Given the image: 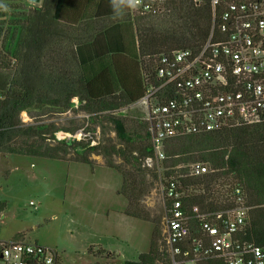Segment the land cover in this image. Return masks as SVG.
<instances>
[{
  "label": "trees",
  "instance_id": "trees-1",
  "mask_svg": "<svg viewBox=\"0 0 264 264\" xmlns=\"http://www.w3.org/2000/svg\"><path fill=\"white\" fill-rule=\"evenodd\" d=\"M24 1L0 0V158L92 166L91 156H101L123 178L125 214L144 221L141 201L154 183L188 176L191 165L205 164L210 172L192 183L200 194L186 203L210 212L225 209L232 205V190L241 188L251 210L238 238L264 246V123L167 141L166 159L149 168L154 151L145 117L141 112L131 119L122 112L145 96L162 56L204 46L211 8L181 0L160 14L134 17L126 9L123 19H114L110 0H42L29 9ZM74 107L100 127L99 138L81 125L50 122ZM23 114L33 122L24 123ZM59 132L84 136L61 141ZM158 261L169 263L153 240L148 253L125 264Z\"/></svg>",
  "mask_w": 264,
  "mask_h": 264
},
{
  "label": "built area",
  "instance_id": "built-area-1",
  "mask_svg": "<svg viewBox=\"0 0 264 264\" xmlns=\"http://www.w3.org/2000/svg\"><path fill=\"white\" fill-rule=\"evenodd\" d=\"M177 1L142 0L129 11L134 17L160 14ZM188 1L211 8L210 35L198 52L162 56L155 82L135 104L143 109L151 135L154 158L146 161L149 168L166 159L167 141L264 123V0ZM209 172V166L196 163L188 176L160 179L169 264H264V246L238 238L251 210L241 188L232 190V205L225 209L210 212L186 203L200 194L192 183L202 182ZM0 264L62 263L54 249L14 239L0 241Z\"/></svg>",
  "mask_w": 264,
  "mask_h": 264
},
{
  "label": "rangeland",
  "instance_id": "rangeland-1",
  "mask_svg": "<svg viewBox=\"0 0 264 264\" xmlns=\"http://www.w3.org/2000/svg\"><path fill=\"white\" fill-rule=\"evenodd\" d=\"M22 5L28 9L35 6L28 0ZM76 110L74 107V111L56 116L50 122L68 128L81 125L99 138L100 127ZM122 112L131 119L141 112L144 115L143 109L135 105ZM22 118L26 124L33 122L27 114ZM57 135L62 140L65 133ZM108 136L116 137L114 132ZM90 159L92 166L19 155L1 156L0 241L17 239L52 248L62 264L137 261L149 252L153 240L163 252L164 207L157 190L159 183H154L141 201L148 221L131 218L125 214L128 202L120 195L122 176L106 167L103 157L93 155Z\"/></svg>",
  "mask_w": 264,
  "mask_h": 264
},
{
  "label": "clouds",
  "instance_id": "clouds-1",
  "mask_svg": "<svg viewBox=\"0 0 264 264\" xmlns=\"http://www.w3.org/2000/svg\"><path fill=\"white\" fill-rule=\"evenodd\" d=\"M142 0H110V4L115 11L114 19H123L125 10H134L138 8Z\"/></svg>",
  "mask_w": 264,
  "mask_h": 264
},
{
  "label": "water",
  "instance_id": "water-1",
  "mask_svg": "<svg viewBox=\"0 0 264 264\" xmlns=\"http://www.w3.org/2000/svg\"><path fill=\"white\" fill-rule=\"evenodd\" d=\"M28 1H29V3H31L33 5H39L42 2V0H28Z\"/></svg>",
  "mask_w": 264,
  "mask_h": 264
}]
</instances>
